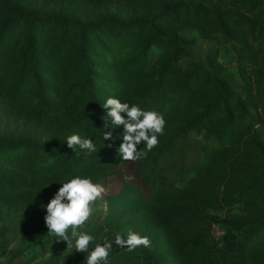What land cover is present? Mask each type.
<instances>
[{"label": "trees", "instance_id": "trees-1", "mask_svg": "<svg viewBox=\"0 0 264 264\" xmlns=\"http://www.w3.org/2000/svg\"><path fill=\"white\" fill-rule=\"evenodd\" d=\"M197 39L228 43L235 72L216 50L193 56ZM108 97L163 115L145 158L122 160L123 126L104 141ZM4 117L22 126L0 132V207L27 212L36 245L52 252L35 264L63 258L45 206L75 176L110 187L82 229L90 249L129 231L151 241L113 243L109 264H264V0H0ZM72 134L96 152L69 149ZM81 254L69 264H86Z\"/></svg>", "mask_w": 264, "mask_h": 264}, {"label": "clouds", "instance_id": "clouds-1", "mask_svg": "<svg viewBox=\"0 0 264 264\" xmlns=\"http://www.w3.org/2000/svg\"><path fill=\"white\" fill-rule=\"evenodd\" d=\"M103 109L107 110L104 141L113 139L112 131L109 129L120 126L124 128L123 142L118 149L123 161L135 162L145 158L148 152L159 145L158 137L164 134L166 126L162 114L144 111L138 105H130L113 97L106 99ZM66 144L71 150L79 147L88 154L96 152L93 140L79 134L68 136ZM141 144L146 147L138 150ZM105 194L106 188L100 183H94L91 177L75 176L61 183L58 191L45 206L44 222L48 235L59 237L60 241L66 242L68 247L75 248L76 252L87 253L86 264H109L113 243L121 248H127L128 251L151 245L147 236L129 231L126 240L117 234L114 242L105 237L101 243H96L95 247L90 249L95 238L82 229L92 219L95 203L103 199Z\"/></svg>", "mask_w": 264, "mask_h": 264}, {"label": "rangeland", "instance_id": "rangeland-1", "mask_svg": "<svg viewBox=\"0 0 264 264\" xmlns=\"http://www.w3.org/2000/svg\"><path fill=\"white\" fill-rule=\"evenodd\" d=\"M184 36H189V32H184ZM189 52L197 59H204L205 53L209 50H216L218 54V60L224 64L230 72H235V68L231 65L232 52L228 43H225L219 39H197L194 44L189 46ZM253 113V111H251ZM21 122L11 117L0 118V132H15L18 134L21 130ZM259 133L264 136V126L258 124L256 126ZM189 139H195L199 143H203L205 140L201 134H189ZM192 159L191 155L187 157V163ZM109 186L106 189L109 190ZM106 203L103 200H98L94 205V214L92 219L87 223L90 224L92 220L97 216H101L105 212ZM23 214V215H22ZM26 214L22 212L7 213L4 208L0 207V244L6 239L4 245L5 253L0 255V264H17L29 259L25 264H35L41 259L49 256L52 252L44 249L43 245H36L33 239L32 230L26 223ZM29 219L31 217L30 214ZM23 222L22 225L17 222ZM5 225H8V229L4 230ZM27 226V228L23 227ZM11 228V229H10ZM149 228V224L143 225V230L146 232ZM142 229L138 231H142ZM223 233V230L218 225L211 227V235L214 240H218L219 236ZM1 246V245H0ZM3 248V247H2ZM55 252L62 256L56 264H69L74 256L81 257L82 254L76 252L75 248L68 247V245H58Z\"/></svg>", "mask_w": 264, "mask_h": 264}]
</instances>
